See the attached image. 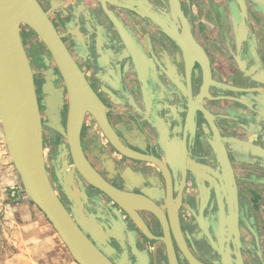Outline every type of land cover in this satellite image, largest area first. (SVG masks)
<instances>
[{
  "label": "flooded vegetation",
  "instance_id": "obj_1",
  "mask_svg": "<svg viewBox=\"0 0 264 264\" xmlns=\"http://www.w3.org/2000/svg\"><path fill=\"white\" fill-rule=\"evenodd\" d=\"M37 2L101 103V120L84 112L80 147L118 193L110 198L57 160L62 155L72 166L60 147L66 140L44 125L41 87L49 76L61 91L64 125L67 88L25 26L30 39L20 35L42 117L46 168L64 206L69 210L70 201L51 161L67 173L71 192L76 187L82 211L114 235L115 260L125 250L131 264H264L257 233H246L241 200L237 224L229 220L216 167L222 147L236 178L239 165L264 170V49L256 32L264 12L252 5L257 0L243 6L232 0L228 12H205L197 25L192 0ZM104 119L109 137L98 123ZM239 120L252 125L250 138L236 131ZM133 198L147 205L127 208Z\"/></svg>",
  "mask_w": 264,
  "mask_h": 264
},
{
  "label": "water",
  "instance_id": "obj_2",
  "mask_svg": "<svg viewBox=\"0 0 264 264\" xmlns=\"http://www.w3.org/2000/svg\"><path fill=\"white\" fill-rule=\"evenodd\" d=\"M21 15L26 21L18 19ZM22 25L31 29L46 47L67 88L68 113L64 125L61 118V91L53 85L49 76L41 87L40 104L43 108L44 125L66 140V144L60 147L70 154L72 166L68 168L62 155L57 160L62 159L64 169H69L71 174L75 169L78 170L92 186L110 198L113 199L114 195V189L96 174L80 147V130L84 116L77 109L80 92L84 91L97 103H101L37 0H0V89H8V98L5 101L2 97L4 95H0V125L7 153L19 176L23 191L45 215L77 264H131L125 250L117 260L112 258L110 237L114 235L109 233L106 225L89 215V212L85 209L82 211L66 183L67 173L63 175L62 169L57 168L54 161L51 164L55 167L60 192L65 193L70 201L69 210L51 184L44 159L42 117L32 70L20 35ZM2 106L5 107L3 112ZM87 112L93 115L91 111ZM98 123L109 137L112 131L106 120ZM109 140L113 142V139ZM80 160L85 161L93 170L97 177L95 181L81 169ZM216 163L221 172L219 183L222 184L223 195L229 207V218L231 221L234 219L236 225L238 206L235 175L222 147L216 155Z\"/></svg>",
  "mask_w": 264,
  "mask_h": 264
},
{
  "label": "crops",
  "instance_id": "obj_3",
  "mask_svg": "<svg viewBox=\"0 0 264 264\" xmlns=\"http://www.w3.org/2000/svg\"><path fill=\"white\" fill-rule=\"evenodd\" d=\"M192 2L195 25L201 23L205 12L208 15L212 14L211 11L213 10L228 12L234 6L232 0H192ZM235 3L238 6H243L245 2L244 0H235ZM252 5L264 12V0H257ZM256 32L260 46L264 49V25L261 29L257 28ZM239 122V127L236 128V131L250 138L251 133L248 131H251L252 125L247 128V125H244L246 123H242L240 120ZM240 128H246V130ZM219 136L217 133V137ZM248 140L245 139L243 141ZM243 154L245 158L247 152ZM0 161L2 178L0 198L2 208L4 212L11 215L5 217L6 221L4 222L11 229L8 230V233H4L5 235L3 236L14 248L9 261L12 264H43L45 259L47 260L51 257V252L53 251L54 236L50 225L45 221L42 213L23 194L19 176L13 166L9 164V159L1 157ZM238 170L240 175L237 178L235 176V182L236 179L238 181V186L236 185L237 206L238 200H241L244 207V218L249 219L248 221L246 220V233L248 229L255 231L254 233H257L260 239L261 248L264 250V170H255L248 165H239ZM229 220L231 221V219ZM231 222L235 225L234 219Z\"/></svg>",
  "mask_w": 264,
  "mask_h": 264
},
{
  "label": "rangeland",
  "instance_id": "obj_4",
  "mask_svg": "<svg viewBox=\"0 0 264 264\" xmlns=\"http://www.w3.org/2000/svg\"><path fill=\"white\" fill-rule=\"evenodd\" d=\"M20 33H22L23 40L30 39L29 34H26V33H29V31L24 25H22L20 27ZM1 157H5L6 159H9V164L11 166H13V164L9 158V155L7 153V150H6V146H5L3 135H2V128L0 125V158ZM44 158L46 159V155ZM0 165H1V161H0ZM1 184H2V178H1V173H0V186H1ZM21 188H22V185H21ZM22 190H23V188H22ZM23 194L28 198V196L24 193V191H23ZM0 195H1V191H0ZM5 201H8V200H5ZM1 202L2 201L0 198V264H12L11 261H9V259L11 258V253L14 251V248L12 245H10L8 243V241L6 239H4V236H3V235H5L4 233H8V230L11 229L8 224L4 223L6 221L5 217L11 216V215L4 212ZM32 205H34V204L32 203ZM42 215H43L45 221L50 225L51 232L54 236V241L52 243L53 251L51 252V257H49L47 260L45 259L43 261V264H76V262L74 261V259L69 254L65 245L63 244L61 239L58 237L56 231L53 229V227L51 226V224L49 223V221L47 220L45 215L43 213H42Z\"/></svg>",
  "mask_w": 264,
  "mask_h": 264
},
{
  "label": "bare ground",
  "instance_id": "obj_5",
  "mask_svg": "<svg viewBox=\"0 0 264 264\" xmlns=\"http://www.w3.org/2000/svg\"><path fill=\"white\" fill-rule=\"evenodd\" d=\"M18 19L20 20V21H26V19L21 15V16H18ZM7 91H8V89H7V87H2L1 89H0V95H4V96H2L3 97V101H5L7 98H8V93H7ZM80 100H79V102H78V105H77V109H78V113L80 114V115H82L84 112H86V111H91L93 114H95L97 117H98V119H100L101 120V113H100V111H99V107L98 106H101V105H99L92 97H90V96H88L84 91H81L80 92ZM3 108H2V112L5 110V107L4 106H2ZM101 110H102V108H101ZM45 155H46V153L44 152V157H45ZM45 159V158H44ZM79 165H80V167H81V169L85 172V173H87L94 181L97 179V177H96V175L94 174V172H93V170L89 167V165H87L86 164V162L85 161H83V160H80L79 161ZM73 192L75 193V194H77V191H76V187L75 186H73ZM113 193H114V195H113V198H118L117 197V195H118V193L114 190L113 191ZM122 198V197H121ZM127 198V197H126ZM128 199H129V197H128ZM136 199V198H135ZM120 200V199H119ZM121 200H124L123 198L121 199ZM130 200V199H129ZM131 200H134V198L133 199H131ZM143 200V199H142ZM138 201V202H136L135 200V202H130L129 203V205L128 204H125V206L127 207V208H131V209H133V208H135V207H137V206H145V205H147V203L145 202V201ZM125 201V200H124ZM122 203V202H121ZM123 205V204H122ZM124 206V207H125ZM142 208V207H141ZM134 210V209H133Z\"/></svg>",
  "mask_w": 264,
  "mask_h": 264
},
{
  "label": "built area",
  "instance_id": "obj_6",
  "mask_svg": "<svg viewBox=\"0 0 264 264\" xmlns=\"http://www.w3.org/2000/svg\"><path fill=\"white\" fill-rule=\"evenodd\" d=\"M77 264V263H76Z\"/></svg>",
  "mask_w": 264,
  "mask_h": 264
}]
</instances>
